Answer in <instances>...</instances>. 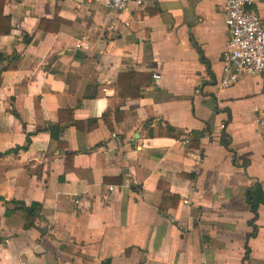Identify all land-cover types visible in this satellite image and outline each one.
I'll return each mask as SVG.
<instances>
[{"label": "crops", "instance_id": "0c3cea01", "mask_svg": "<svg viewBox=\"0 0 264 264\" xmlns=\"http://www.w3.org/2000/svg\"><path fill=\"white\" fill-rule=\"evenodd\" d=\"M225 6L6 0L0 264H264L263 83L220 88Z\"/></svg>", "mask_w": 264, "mask_h": 264}, {"label": "built area", "instance_id": "2783aa9c", "mask_svg": "<svg viewBox=\"0 0 264 264\" xmlns=\"http://www.w3.org/2000/svg\"><path fill=\"white\" fill-rule=\"evenodd\" d=\"M98 3L112 11H123L129 4L140 8L150 0H86ZM257 0H226L225 26L228 31V44L223 53V74L220 78V88L228 89L234 86L244 76H259L262 80L264 95V15L257 12ZM83 45L77 44V48ZM154 74L153 79L159 80ZM257 126L260 129L264 157V111L257 116ZM224 124L217 127L223 131ZM187 144L188 140L184 139ZM198 162V155H191ZM264 188V178L260 180ZM113 191V187L108 188ZM24 264V263H22Z\"/></svg>", "mask_w": 264, "mask_h": 264}, {"label": "trees", "instance_id": "16d2710c", "mask_svg": "<svg viewBox=\"0 0 264 264\" xmlns=\"http://www.w3.org/2000/svg\"><path fill=\"white\" fill-rule=\"evenodd\" d=\"M6 0H0V35H9L11 32V19L9 16H6L4 14V6H5ZM43 23H47L46 21H41L40 25ZM24 39L26 40V43H29L30 39L27 35H24ZM7 68H3L1 71L6 70ZM147 79H149V76H146ZM119 92V91H118ZM120 93V92H119ZM137 95V94H135ZM166 131L170 135H174L175 130L169 126H166ZM27 141H29L27 136ZM222 145L224 147H228V143L225 141L222 142ZM4 154H0V157ZM1 200V199H0ZM3 201V200H2ZM41 208L42 206L40 204L33 203L29 207L21 206V209L25 213V220H24V229H30L34 227L35 222L37 220H40L42 218L41 216ZM251 211L256 215V205L253 203L251 204Z\"/></svg>", "mask_w": 264, "mask_h": 264}]
</instances>
